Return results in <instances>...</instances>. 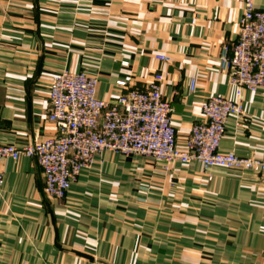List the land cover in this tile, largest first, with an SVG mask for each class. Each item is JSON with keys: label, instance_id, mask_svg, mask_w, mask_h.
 <instances>
[{"label": "crops", "instance_id": "obj_1", "mask_svg": "<svg viewBox=\"0 0 264 264\" xmlns=\"http://www.w3.org/2000/svg\"><path fill=\"white\" fill-rule=\"evenodd\" d=\"M243 5L0 0V143L55 133L48 84L69 69L96 77V96L109 101L116 79L146 89L163 74L160 93L182 146L206 97L234 98L220 53L236 38ZM242 98L220 149L264 159V85ZM1 170L0 264H264V173L105 151L54 199L35 158H5Z\"/></svg>", "mask_w": 264, "mask_h": 264}, {"label": "built area", "instance_id": "obj_2", "mask_svg": "<svg viewBox=\"0 0 264 264\" xmlns=\"http://www.w3.org/2000/svg\"><path fill=\"white\" fill-rule=\"evenodd\" d=\"M156 58L168 60L161 54ZM220 68L228 74L234 98L206 97L200 106L202 120L191 126L182 146L176 142L170 121L172 107L160 93L163 74H154L146 89L116 79L119 90L109 101L96 96V77L62 69L47 89L46 119L54 125L55 133L44 139L34 134L31 141L18 145L0 143V187L5 158H35L42 171L44 193L62 199L80 171L105 151L146 156L165 164L193 162L204 168L264 173V159L220 149L229 117L243 113L242 91L253 93L264 85V9L254 7L251 0H244L235 40L230 47L221 48ZM194 87L195 79H191L189 90Z\"/></svg>", "mask_w": 264, "mask_h": 264}, {"label": "rangeland", "instance_id": "obj_3", "mask_svg": "<svg viewBox=\"0 0 264 264\" xmlns=\"http://www.w3.org/2000/svg\"><path fill=\"white\" fill-rule=\"evenodd\" d=\"M158 163H161V162H158ZM161 164L166 165L165 162H163V163H161Z\"/></svg>", "mask_w": 264, "mask_h": 264}]
</instances>
